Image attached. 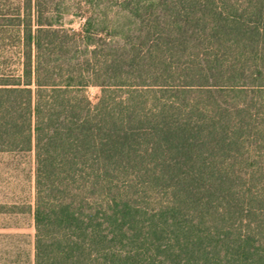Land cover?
<instances>
[{"label":"trees","instance_id":"1","mask_svg":"<svg viewBox=\"0 0 264 264\" xmlns=\"http://www.w3.org/2000/svg\"><path fill=\"white\" fill-rule=\"evenodd\" d=\"M28 152L33 259L0 264H264V0H0Z\"/></svg>","mask_w":264,"mask_h":264},{"label":"rangeland","instance_id":"2","mask_svg":"<svg viewBox=\"0 0 264 264\" xmlns=\"http://www.w3.org/2000/svg\"><path fill=\"white\" fill-rule=\"evenodd\" d=\"M67 26L77 28L78 18L66 17ZM96 86L87 89L92 102L99 96ZM34 154L0 153V204L14 206L12 212H0V263L33 259L34 226ZM21 207V210L18 208ZM25 209V210H24ZM23 210V211H22Z\"/></svg>","mask_w":264,"mask_h":264}]
</instances>
